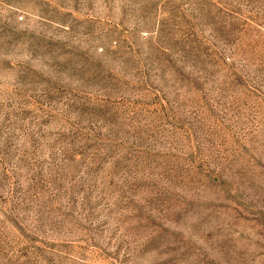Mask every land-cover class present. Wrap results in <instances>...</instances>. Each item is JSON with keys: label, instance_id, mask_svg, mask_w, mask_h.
<instances>
[{"label": "rangeland", "instance_id": "obj_1", "mask_svg": "<svg viewBox=\"0 0 264 264\" xmlns=\"http://www.w3.org/2000/svg\"><path fill=\"white\" fill-rule=\"evenodd\" d=\"M0 264H264V0H0Z\"/></svg>", "mask_w": 264, "mask_h": 264}]
</instances>
